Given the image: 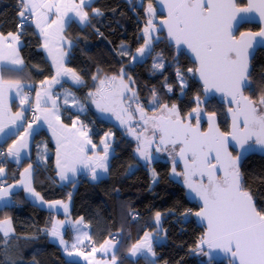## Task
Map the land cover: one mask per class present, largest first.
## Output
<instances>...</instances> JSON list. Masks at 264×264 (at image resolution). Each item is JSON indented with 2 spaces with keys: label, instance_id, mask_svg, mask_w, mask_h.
I'll return each mask as SVG.
<instances>
[{
  "label": "trees",
  "instance_id": "16d2710c",
  "mask_svg": "<svg viewBox=\"0 0 264 264\" xmlns=\"http://www.w3.org/2000/svg\"><path fill=\"white\" fill-rule=\"evenodd\" d=\"M17 2L0 0V32L20 33L25 65L20 69L4 67L2 76L8 81L31 83L27 90L34 93L39 84L54 76L55 71L41 47L42 38L35 27L31 24L24 30L18 29L21 8ZM152 2L94 0L88 8L89 22L85 25L75 21L70 23L65 31L71 46L67 66L76 72L82 83L77 86L69 82L65 84L75 94L86 97L90 91H97L101 79L109 84L106 78L119 77L123 68L124 78L130 76L134 81H130V86H133L139 101L143 102V107L153 109L155 91L156 107L175 105L183 116L196 109L202 97L201 85L194 79V72L188 71L192 68L188 57L177 59L176 52L166 42H161L139 62L132 61L134 52L144 44L143 30L149 18L147 9ZM94 9H99L101 15H94ZM244 27L251 31L260 29L252 24ZM122 52L128 55H121ZM253 59L248 78L252 86L246 92L253 100H258L260 95H264V49L258 50ZM154 63H162L163 68L155 69ZM94 76L97 79L94 80ZM184 80L185 85L182 83ZM185 88V95L181 96ZM215 113L222 127L228 129L224 107L219 105ZM78 115L91 128L93 139L98 144L105 132L115 131L114 154L108 175L96 181L82 175L69 184H59L54 165L56 147L50 134L42 129L35 137V144L40 141L48 143L50 156L45 164L35 168L33 187L47 202L72 197V216L84 220L96 246L109 239L117 241L118 264H231L229 259L211 262L207 260L204 249L199 248L204 227L196 219L199 206L188 196L180 166L175 167L168 159L144 164L136 154L137 140L129 137L112 121L98 119L93 110L80 114L67 109L63 120L70 124L73 116ZM31 160L26 158L18 162L0 158V166L8 167L7 180L16 182L20 170ZM136 163L137 167L130 172V167ZM240 167L243 187L256 200L257 209L264 211V155L252 154L243 159ZM151 169L157 172L155 184ZM13 199L12 204L0 207V221L10 218L14 231L7 237L0 231V264H81L68 260L64 250L46 230L51 228L54 211L35 203L24 190H18ZM190 208L194 213L184 217ZM157 212L162 216L167 237L159 243L153 241L156 258H145L144 254L132 255L131 246L142 240L145 232L156 229Z\"/></svg>",
  "mask_w": 264,
  "mask_h": 264
},
{
  "label": "snow or ice",
  "instance_id": "6c2138e0",
  "mask_svg": "<svg viewBox=\"0 0 264 264\" xmlns=\"http://www.w3.org/2000/svg\"><path fill=\"white\" fill-rule=\"evenodd\" d=\"M90 2L91 0H79V4L73 2L69 6L64 3V0H20L22 10L19 11V16L24 18L26 13L28 15L43 14L46 19L47 13L54 11L57 20L52 21V23L56 24L64 14L62 9L70 8L74 15L78 17L79 22L85 23L89 21V13L84 11V6L86 3L90 5ZM37 9H42L43 13L38 12ZM168 9L169 19L163 22L167 26L168 36L175 41L177 46L185 44L195 54L199 64L197 72L204 82L205 90L207 91L209 87H212L226 92L231 98V102L235 103V110L229 109L233 120L232 131L227 134L221 133L214 124L213 114L209 117V131L201 132L198 122L196 127L186 123L180 117L175 105L171 108L167 105L163 106L164 111L167 113L166 116L148 117L144 108L138 102L137 93L129 89L128 84L124 83L125 72L123 68L120 70L119 77H108L107 81L109 83L119 81V85L131 93L129 99L136 101V106L131 112L128 108L123 107L122 100L104 94L103 86L106 82L104 79L99 81L101 87L97 89V92L89 93V96L99 97L94 102L97 108L102 111L116 112L120 123L126 125L128 132L138 141L136 152L145 161L151 159L149 149L152 147L153 138L157 134H159L157 151L162 147L167 148L169 145L173 151L179 149L178 157L184 162V183L203 203L201 211L196 213L197 217L207 222L208 227L206 237L201 240V244L207 243L209 248L213 246L223 248L225 252L230 253L232 257L237 259L238 264H264V211L257 209L251 193L244 189L239 168L240 160L245 152L253 151L256 147L264 151V95H260L258 100H253L245 96L242 91L244 87L252 86L248 79V49L252 47L251 42L256 37L264 38V28L258 33H241L240 39H236L233 35L236 17L240 14L258 12L261 20L264 21V0H248L247 7L243 8H238L235 0H170ZM147 13L149 18L143 31L148 39L145 40L142 47L136 50L137 54L132 57L136 61L142 60L151 51L152 38L150 33L155 28L152 21L154 13L151 5L147 9ZM93 14L101 15L99 9H94ZM37 27H40L39 21H37ZM44 31L41 28V32ZM9 37L14 42L18 40V36H13L11 33H9ZM4 39L7 38L0 36V40ZM7 47L12 50V54L5 56L2 49H0V61L7 60L10 65L22 64L23 61L17 58L18 53L15 52L13 45L9 44ZM45 47H47V44H45ZM121 55H128V53L122 52ZM54 62L57 63L56 77L48 82V88L52 84L60 83L57 77H71L76 84L82 83L81 78L76 75L74 70L63 67L62 60L56 61L54 58ZM153 67L155 69L163 68V64L154 63ZM188 71L191 72L192 69ZM93 79L95 80L97 77L94 76ZM128 79L134 83L130 76ZM3 85L4 82L0 80V121L3 120L5 109ZM8 87H15L17 96L21 98V105L27 103V96L22 91V85L19 83L9 84ZM122 94L121 92L116 95ZM68 95L71 94L66 95L65 103H68ZM44 97L45 102H48L50 93L47 90H45ZM40 100L41 94L38 92L37 107H39ZM156 100L157 97L154 91L152 97L153 107L158 106L155 103ZM51 103L55 109V100H51ZM109 104L113 106H106ZM115 105H120L119 111L116 110ZM195 111H199V109H195ZM133 112L139 115L138 123L142 126L140 133H137L131 127ZM189 117H191V114H189ZM36 119H39V117H36ZM16 120H23L22 112L15 115L13 122ZM55 120L59 121V117L55 116ZM150 121L151 137L145 135L149 131ZM241 122L242 128L240 127ZM49 125L52 126L51 121ZM29 128H31V125H29ZM73 129H75L72 136L75 137L76 150L83 153L84 146L90 144L91 141L87 138L86 132L75 128V122L73 123ZM3 131L4 125L0 123V132ZM66 131L70 130L64 125L53 128V135L57 136V143L60 142V136ZM230 140L239 145L242 150L240 156L233 157L228 151ZM250 140L253 141L252 144L248 143ZM102 143L104 142L102 141ZM22 147H26V144L21 143L19 147L9 148L8 154L18 160L20 148ZM57 156L60 178L62 180L68 179L67 172H75V168L72 166L73 160L79 158L66 152L65 163L62 165L59 152ZM86 159L89 164H95L91 171L93 179H96L98 176L97 167L102 171H107L108 144H104L103 156H98L95 160L91 157ZM80 162L83 161L80 160ZM31 167L29 165L24 170V174L29 177ZM173 172L175 173V167H173ZM219 172H222L223 175H218ZM3 173L4 168L0 167V175ZM153 175L155 176V172H153ZM20 184L24 185L28 193L43 201V197L32 188L30 179L22 178ZM12 187L14 186L0 187V199L8 196ZM61 203V201H55L50 207ZM64 209L67 210L66 204H64ZM160 215L159 212L155 214L157 223L160 220ZM63 224L64 221H57L51 229H46L52 237H59V243L61 244H65V241L58 226ZM0 230L3 231L5 237L13 231L10 219L0 221ZM83 238L90 239L86 232L83 234ZM76 240L78 243L81 242V237L77 236ZM106 245L116 247L115 243L105 241V244L101 245V252H108L109 248ZM72 247L76 248L77 244L74 243ZM96 251V248H92V253ZM130 253L132 255L143 253L145 258L148 254L155 256L152 250L151 234L145 232L143 240L131 246ZM80 255L85 254L80 253ZM96 264H101V262H96ZM112 264H116L114 253Z\"/></svg>",
  "mask_w": 264,
  "mask_h": 264
},
{
  "label": "crops",
  "instance_id": "0c3cea01",
  "mask_svg": "<svg viewBox=\"0 0 264 264\" xmlns=\"http://www.w3.org/2000/svg\"><path fill=\"white\" fill-rule=\"evenodd\" d=\"M93 1L94 0H91L90 5L88 3L85 4L84 11L88 12V8L89 6L92 5ZM73 2H75L76 4H79V0H64V3L69 6ZM37 11L40 13H43L42 9H37ZM62 13L64 14L61 16V19L57 21L56 24L52 23V21L57 20V16L54 11L51 13H47L46 19H45V16L41 14V15H33V20H32V25L35 27L37 33L42 38L41 47L43 48L46 57H48V59L50 60L52 67L54 68L55 73L53 77H56V69H57V63L54 62V58L56 61L62 60L64 68L71 69L66 64L69 58L68 56L69 47H71L69 46L70 41L65 35V31L67 27L70 25L71 22H74V21L82 25H85L87 23V22L85 23L79 22L78 17L74 15V13L70 10V8L62 9ZM89 17H90V13H89ZM37 21H39L40 27H37ZM49 25L51 26L49 27ZM41 28H43L45 31L41 32ZM10 33L13 36H18V40L14 42L11 39V37H9V34H3L0 32V36L7 38L4 40H0V49H2L3 54L5 56H9L10 54H12V50L9 49L7 45L12 44L15 49V52L18 53L17 58L22 60L23 63L19 65H10L7 60L0 61V80L4 82L3 103L5 105L3 120L0 121V123L4 125V131L0 132V146L6 145V148H7L4 153L0 154L1 156L0 158L6 161L11 159V160L18 161V162H21L22 160L26 158H32V160L27 162L25 167H23L20 170L19 179L16 182L8 181L7 180L8 179L7 176L9 175L8 167L0 166L4 168V173L0 175V187L8 188L9 186H14L11 188L8 196L4 197L3 199H0V207H4V206L12 204L14 202V199H13L14 194L18 190H24L27 197L31 198L33 201H35L38 204L40 203L42 207L47 208L49 210L51 209L52 211L55 212L52 225L57 221H64V224L59 225L58 228L62 234L65 244L59 243V237H52L51 235L50 237L52 238V240H54L61 246L68 260L73 261V262L77 261V262H80L81 264H96V262H101V264H112V255L114 253L116 256V250H117L116 248L117 241L113 239H109L107 241L115 243L116 247H111L110 245H106V247L109 248L108 252L106 253H103L100 251L101 245H97L96 247L97 251L95 253H84L85 255H80V253H83L84 246L92 238L90 236V228H88L84 220H81L80 218H75L72 216V212H73V198L72 197L69 200H61L62 203L59 205H54L50 207V205H53V202L55 201L47 202L44 198H43V201H41L40 199L28 193L24 185L20 184V181L22 178L30 179L31 186L32 188L35 189V187H33L34 170L39 164H45L48 161V158L50 156L49 144L46 143L45 141H40L37 143V145L35 144V137L38 134V132L42 129H45V131L50 134L51 141L52 143H54L56 147L55 152H54V154H56L54 165L56 167V175L58 176L59 184H69L72 181L79 180L82 175H87L88 178H90V180L96 181L108 175V169L107 171L97 172L98 174L97 178L93 179L92 172L91 173L87 172L84 169V164H85L84 159L87 157H90L89 153L87 154V149L84 148L83 153L76 155L75 152L67 148L68 144L72 142L71 140L68 141L67 137L73 130V123L75 122V124L78 125V127H75V128L80 130L81 125L79 124V121L82 120L79 115L73 116V119L71 120L72 122L70 124L69 123L67 124L63 120L64 114L67 109L74 111L73 110L74 104L72 103L66 104L63 100H61V94L64 90L66 89L73 90L69 87V85L65 84L66 82H69L70 84L73 85V83H71L70 81L71 77H57V79L60 80V83L52 84L50 88H48V82H51L53 77L45 80V82L39 84L36 87L32 97H29L27 95V92H28L27 89L30 86H32L31 83H28L25 81L21 82L17 80L8 81L3 78L2 68L4 67L12 68L13 67V68L20 69V68H23V66L25 65V59L21 55V46L23 42L22 37L20 36V33H17V32H10ZM45 44H47V47H45ZM17 83L22 85V91L27 96V103L23 105H21V102H20L21 98L18 97L16 94L15 87H12V88L8 87L9 84L15 85ZM45 90H47L50 93V99L48 102H45V97H44ZM38 92L41 94V100L39 103V107H37V93ZM76 95H77L76 96L77 99H80L83 101L85 100L84 99L85 97L83 98V96H79L78 94ZM51 100H55L56 102L55 109L52 106ZM32 105L36 107L37 112H38L37 117H39V119H36L35 123L31 124L27 122V113H28L27 110ZM21 112L23 113V120H16L13 122L15 115ZM74 112L80 113V114L85 113L82 110L81 111L78 110V112L77 111H74ZM55 116L59 117V121L55 120ZM45 117H47V119H45ZM50 121L52 123V126L49 125ZM29 125H31V128H29ZM58 125H64L70 131H66L63 135L60 136V142L55 143L56 142L55 139L57 140V136L53 135V128L57 127ZM83 125H87V124L84 122ZM89 130L91 129L89 128ZM89 135H91L90 131H87V138H89ZM21 143L26 144V147L20 148V157L17 160V158L10 156L8 154V150L9 148L19 147ZM58 152H59V159L62 165L65 163V153L66 152L72 154L74 157L79 158V159H74L72 163V166L75 168V172H71V171L67 172L68 179H65V180H62L60 178V174H59L60 168L57 167V159H58L57 153ZM80 160H82L83 162H80ZM29 165L32 166L30 169V177L27 176V174H24V170L28 168ZM35 192H37L36 189H35ZM64 204L67 205V210L64 209ZM1 221H4V220H1ZM78 221L80 223H77ZM11 227H12V224H11ZM85 232L87 233L88 237H90V239L83 238V234ZM77 236L81 237V242L79 243L76 240ZM154 238L155 237L152 236V243H153ZM140 241H138V243ZM74 243L77 244L76 248L72 247ZM152 249H153V246H152ZM138 254H143V253H137L136 255ZM118 262H119V258L116 257V264H118Z\"/></svg>",
  "mask_w": 264,
  "mask_h": 264
},
{
  "label": "rangeland",
  "instance_id": "374dc122",
  "mask_svg": "<svg viewBox=\"0 0 264 264\" xmlns=\"http://www.w3.org/2000/svg\"><path fill=\"white\" fill-rule=\"evenodd\" d=\"M139 3H142L144 0H137ZM70 47H69V52H70ZM67 64V63H66ZM107 79V78H106ZM124 79V83L125 84H128L129 86V89H131L132 91L133 90V86H130V81L129 79L127 78H123ZM71 83H73V85H78L76 84L72 79H70ZM109 83V82H108ZM182 83L184 84V81H182ZM185 85V84H184ZM101 87V86H100ZM99 87V88H100ZM98 88V89H99ZM97 91H90L89 93H96ZM103 92L106 96H113L115 97L116 99H119V100H122L123 101V107L125 108H128V110L131 112L135 106H136V101H133V100H130L129 99V96L131 95V93L127 90V89H123L120 85H119V81L117 82H113V83H109L106 85V82H105V85L103 86ZM123 93L122 95H116L117 93ZM135 92V91H134ZM71 94V95H68L67 96V99H68V103H72L74 104L73 105V110L74 111H84L85 113H88L89 110H93L97 116H98V119H105L107 121H112L119 129H123L125 130V132L128 134L129 137H131L132 139H136L135 137H133L129 132H128V129H127V126L124 125V124H121L120 123V120L117 119V114L116 112L114 111H102L100 108H97L96 106V103L94 102L95 100H98L99 97L98 96H89V93H88V96H86L83 100H80V99H77V95L75 94V92L73 90H70V89H66L62 92L61 94V100L65 101V98H66V95L67 94ZM74 98V99H73ZM138 102L139 104L141 105V107L144 106L143 102L141 103L138 99ZM67 104V103H66ZM129 105H131V107H129ZM108 107H112L113 105H106ZM116 107V110L119 111V108H120V105H115ZM169 108H171L170 106H168ZM146 108V107H144ZM153 110L158 112L159 114H167L165 111H164V108L163 106L162 107H153ZM178 110V109H177ZM179 112V111H178ZM198 114V113H197ZM196 114V115H197ZM135 117V113L133 112V118ZM126 119V117H125ZM79 124L81 125V131H84L87 133V131H90V134L89 135V140L91 141L90 144H87L84 146L85 149H87V154L89 153L90 157L93 158V160H95L96 157L98 156H103L104 155V144H108V159H107V169H109V165H110V160L112 158V155L114 154V151H113V142H114V138L116 136L115 134V131L113 129H111V131H108V132H105L103 134V136L101 137V142L99 144L96 143V141H94L93 139V136H92V131L89 130V128L87 127V125H83L84 122L82 120L79 121ZM75 127H78L77 124H75ZM131 127L134 128L136 130L137 133H140L142 131V126L138 123V125H136L135 123H132L131 124ZM149 131L147 133H145L146 136H149L151 137V121L149 122ZM91 129V128H90ZM75 131V129H73L71 131V133L68 135L67 139L68 141L71 140L72 142H70L68 144V149H70L71 151L75 152L76 155H79L80 153L77 152L76 150V147H75V137L72 136V132ZM36 135V133H35ZM56 141V142H55ZM55 143H57V140L55 139ZM102 141L104 143H102ZM74 143V144H73ZM57 145V144H56ZM159 145V134H157L154 138H153V145L152 147L149 149L150 151V155H151V159L148 160V161H145L142 157L139 156V154L136 152L138 158L140 159V161H142L144 164H151L153 163L156 159H163V160H171V158L173 159V156L171 157L170 154L168 155V152H169V148H160L159 151H157V146ZM137 146H138V141H137ZM137 148V147H136ZM167 149V150H166ZM179 149H177L178 151ZM171 154L173 155H176L175 152H172ZM169 156V157H168ZM84 169L85 171L87 172H92L91 169L92 167H95V164H89L87 159L85 158L84 159ZM137 163L132 165L130 167V172H132L134 170L135 167H137ZM83 169V170H84ZM102 170L100 168H96V172H101ZM151 171V174H152V182L153 184L156 183V180H157V172L154 171L153 169L150 170ZM153 172H155V176L153 175ZM103 178V177H102ZM35 202V201H34ZM36 203V202H35ZM38 204V203H37ZM40 204V203H39ZM38 204V205H39ZM41 205V204H40ZM42 206V205H41ZM10 219V218H8ZM11 221V224H12V229H13V222L12 220L10 219ZM155 224L157 225L156 229L155 230H151V231H148V233L151 234V236H154V240L156 242H161L163 240L166 239V235L164 233V227H163V224H162V216L160 215V220L159 222L157 223L156 220H155ZM14 233V231L12 232H9L8 234H12ZM153 240V241H154ZM153 252L155 253V250L152 249ZM150 257H153V258H156V254L155 256H152L151 254H148Z\"/></svg>",
  "mask_w": 264,
  "mask_h": 264
},
{
  "label": "water",
  "instance_id": "95a60500",
  "mask_svg": "<svg viewBox=\"0 0 264 264\" xmlns=\"http://www.w3.org/2000/svg\"><path fill=\"white\" fill-rule=\"evenodd\" d=\"M155 2H156L157 8L159 9V12L164 14L165 18L160 20V21H158L157 22L158 26H156L157 24L155 25L157 27L156 28L157 30H155V31L152 30V32L150 33L151 38H152L151 39V49L153 48V42L152 41H153L154 38H157L159 33L164 32V30H165L166 34L168 35L167 26L163 22L169 19V17H168V11H169L168 4L170 3V0H155ZM235 2H236V5H237V0H235ZM247 2H248V0H246V5L244 7H247ZM237 7L238 8H243V7H239V6H237ZM246 24H252V25H256V26L258 25L260 27V29L257 30V31L249 30V31L244 32V33H258L262 28H264V21L261 20L258 12L240 14V15H238L236 17V23H235V27H234V30H233V35L234 36L236 35V32L238 31L240 26L246 25ZM146 39H148V36H145L144 41H143L144 43H145ZM236 39H240V36L238 38H236ZM168 41H169L170 45L175 43V41L170 39V38L168 39ZM251 43H252V47L248 49L249 74H250V67L252 65V61L254 60L253 58L255 57V55L258 52V50L264 49V38L256 37V39L254 41H252ZM176 47H177L178 50H180L183 47H185L186 50L189 51L190 56L192 58V61L193 62H197L195 54L192 53L190 49H188L187 45L181 44L179 46L176 45ZM136 54L137 53L135 51L134 52V56ZM132 61L135 62V63L139 62V61H136V60H133V59H132ZM198 67H199V64L197 65V68H196V71H195L196 72L195 78H196V81L201 83V85L203 86L202 93L204 94V103H207V101L210 99L211 96H217V95L225 97L226 103H228V102L232 103L231 102V98L229 97V95L226 92L217 90V89L212 88V87H209L207 91L205 90L204 82L200 78L199 73L197 72ZM248 78H249V76H248ZM245 89H247V87H244L242 89L244 95H245V92H244ZM232 110L234 111L235 108L232 109ZM228 114H229L228 117H230V120H231L230 129H229V132H228V133H230L232 131L233 120H232V113L229 111ZM184 121L186 123H190L191 124V121L189 119H186ZM214 124L219 129V131L221 133L227 134L226 132H224L222 130L221 126L219 125V121H218L217 116H214ZM207 126H208V128L206 130H203L202 126H199L200 131L201 132H208L209 131V122H208ZM193 127H196V126H193ZM240 127L241 128L243 127L242 122L240 124ZM248 143L252 144L253 141L250 140ZM246 147H247V145H246ZM233 150L237 152L236 156H240L241 155L242 150L239 148V145L236 142L230 140L229 143H228V151L232 154L233 157H236L234 155V153H233ZM252 154L264 155V151H262L259 147H256L253 151L245 152L243 157H242V159L240 160V164H239V168L240 169H241L240 166H241V163H242L243 159H245L248 156H251ZM176 160H177L178 164L181 165V169L183 170V173H184V162H183V160H181L178 157V152L176 154ZM218 175L222 176L223 173L219 172ZM182 180H183V184L185 186V189H186V191L188 193V196L190 197L192 202L196 203L199 206V210L197 212H200L202 207H203L202 200L199 197H197L194 192H192L190 189H188L187 185L184 183V180H185V176L184 175H183V179ZM242 184H243V178H242ZM253 200L256 203V200L255 199H253ZM196 219H197L198 223L204 227V232H203L204 235L202 237V239H204L206 237L207 232H208L207 222L205 220H202L201 218L197 217V215H196ZM199 244H200L199 248L201 250L204 249V252H205L207 260H209L211 262H214V261L222 262V261H224V259H229L231 261V264H238L237 259L232 257L230 253L225 252L223 250V248H219V247H216V246H213L212 248H209L207 243L201 244V241H200Z\"/></svg>",
  "mask_w": 264,
  "mask_h": 264
},
{
  "label": "flooded vegetation",
  "instance_id": "af4514ba",
  "mask_svg": "<svg viewBox=\"0 0 264 264\" xmlns=\"http://www.w3.org/2000/svg\"><path fill=\"white\" fill-rule=\"evenodd\" d=\"M150 5H151V7L153 9V13H154V15L152 16V21H153V24L155 26L158 21H160V20H162V19L165 18V15L162 14L161 12H159V9L156 6L155 0H153V2ZM245 5H246V0H237V6L244 7ZM156 26H158V24ZM156 26L154 28V31L157 30L156 29L157 28ZM244 26L245 25L240 26V28L236 32V35L234 36L235 38H238L241 33H244V32L249 31V29H245ZM157 38H154L153 41H152L153 42V48L155 47L156 44L158 45L161 42H166L174 50V52H176L177 59H179L180 57H181V59H183V56L188 57L189 61L192 63V68L191 69L194 72V79L196 80V78H195L196 72L195 71H196V68H197L198 63L192 61V58L190 56L189 51L186 50L185 47H183L182 49L178 50L177 47H176V45H175V43H173L172 45H170L169 44V41H168L169 37L166 34V31L165 30H164V32L159 33L158 36H157ZM148 55L149 54L145 55L144 57H146ZM184 84H185V80H184ZM199 84L201 85V83H199ZM186 89L187 88H185L182 91V93L180 94L181 96L185 95L184 93H185ZM200 90H201L202 97L200 98V101L197 103V107H196V109H199V111H195L194 112V110H195L194 109L192 112L186 114V116H183L180 112H179V115H180V117L183 120L189 119L191 121V124L193 126H197V122H198V125L199 126H202V129L203 130H206L208 128L207 125H208V122H209V117L212 116L213 114H214V116H217V114L215 113V110H216V108L219 105H221V106L224 107L225 113L227 114V117L229 115L228 114L229 109L236 108V105L233 102L232 103H230V102L226 103L225 97H222V96H219V95H217V96H211L210 99L207 101V103H204V94L202 93V90H203V86L202 85H201V89ZM246 91H247V89L244 90L245 96L250 97L249 94H248V92H246ZM144 110H145V113H146V115L148 117H153V116L159 117V116L163 115V114H159L158 112H156V111H154L153 109H150V108H144ZM189 114H191V117H189ZM166 115L167 114H164V116H166ZM138 122H139V115L135 113V117L131 121V124L132 123H135L136 125H138ZM230 123H231V120H230V117H228V125H229L228 129H225V127H222V125L220 124V122H219V125L221 126V128H222V130L224 132L228 133L229 132V129H230ZM167 148L170 149L169 152H168V155L170 154L171 157L173 156V159L171 158V161L174 163L175 167H177V166H180L181 167V165H179L178 162H177V160H176V155L171 154L172 152H175V154H177V152L179 151V150L177 151L178 148L175 151H173V149H172V147L170 145ZM233 153H234L235 156L237 155V152L234 151V150H233ZM182 175H183V170H182Z\"/></svg>",
  "mask_w": 264,
  "mask_h": 264
},
{
  "label": "built area",
  "instance_id": "2783aa9c",
  "mask_svg": "<svg viewBox=\"0 0 264 264\" xmlns=\"http://www.w3.org/2000/svg\"><path fill=\"white\" fill-rule=\"evenodd\" d=\"M17 5L19 6V8H21L20 0H18ZM21 10H22V9H21ZM32 20H33V15H28V14L26 13V16H25L24 18H21V17H20V19L18 20V22H17V27H18V29H19L20 31L26 29L29 25H31ZM27 95H28L29 97H32L33 92H32L31 90H29V91L27 92ZM27 112H28V113H27V122H28V123H31V124H32V123H35V121H36V117H37V114H38L36 107H34L33 105L30 106V107L28 108ZM6 149H7V148H6L5 145H4V146L1 145V146H0V154L4 153V152L6 151ZM83 177H84V176H83ZM191 213H194L193 208H190V209L186 212V214L183 215V216H184V217H189ZM114 238L116 239V236H114ZM96 247H97V246H96V242L90 240V241H88L87 244L84 246V248H83V253H91V252H92V248H96Z\"/></svg>",
  "mask_w": 264,
  "mask_h": 264
}]
</instances>
